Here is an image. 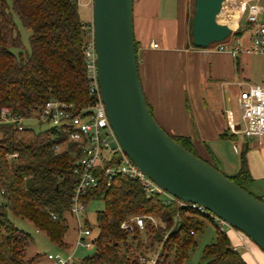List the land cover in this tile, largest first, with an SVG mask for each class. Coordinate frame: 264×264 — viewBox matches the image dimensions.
<instances>
[{
    "label": "trees",
    "instance_id": "1",
    "mask_svg": "<svg viewBox=\"0 0 264 264\" xmlns=\"http://www.w3.org/2000/svg\"><path fill=\"white\" fill-rule=\"evenodd\" d=\"M15 15L30 31L29 49L23 47ZM90 23L81 18L78 0H0V109L22 115L31 105L50 99L76 107L92 104L84 60ZM233 34L242 35L243 29ZM170 136L201 158L189 137ZM221 137L236 140L235 134ZM82 149V144L68 139L67 131L54 126L18 130L13 124L0 123V264H33L39 257L25 258L33 239L14 225L9 213L29 221L52 243L68 247L63 240L66 214L79 179L75 168ZM247 151V145L240 149L237 170L226 175L245 189L253 180ZM97 176L98 185L84 197L86 203L95 197L103 201L102 209L96 211V225L85 220L91 233L97 227L94 251L76 264H139L138 254L157 247V264H183L206 222L214 225L215 239L202 249L199 264H247L209 216L176 202L164 204L160 194H148L134 179L115 175L107 181ZM255 197L264 202L263 197ZM135 215H152L158 225L132 231L120 227L124 219Z\"/></svg>",
    "mask_w": 264,
    "mask_h": 264
},
{
    "label": "water",
    "instance_id": "2",
    "mask_svg": "<svg viewBox=\"0 0 264 264\" xmlns=\"http://www.w3.org/2000/svg\"><path fill=\"white\" fill-rule=\"evenodd\" d=\"M223 2L193 0L195 47L231 35L219 22ZM91 17L100 97L123 152L162 189L201 205L264 253V202L177 143L150 113L138 73L133 0H92Z\"/></svg>",
    "mask_w": 264,
    "mask_h": 264
},
{
    "label": "crops",
    "instance_id": "3",
    "mask_svg": "<svg viewBox=\"0 0 264 264\" xmlns=\"http://www.w3.org/2000/svg\"><path fill=\"white\" fill-rule=\"evenodd\" d=\"M192 19L191 0H133L138 73L146 102L168 134L189 137L197 154L212 162V155L223 157L217 143L229 140L221 135L235 134L237 139L241 127L221 86L231 76L233 55L213 50L212 44L195 47ZM260 156L264 177V148ZM248 167L252 175L249 161ZM227 235L236 250L244 248L240 254L247 264H264V253L254 243L240 241L237 230Z\"/></svg>",
    "mask_w": 264,
    "mask_h": 264
},
{
    "label": "built area",
    "instance_id": "4",
    "mask_svg": "<svg viewBox=\"0 0 264 264\" xmlns=\"http://www.w3.org/2000/svg\"><path fill=\"white\" fill-rule=\"evenodd\" d=\"M227 2V4H226ZM226 19L237 12L235 26L232 33L223 41L212 43L213 50L229 51L232 54H263L264 55V0H225ZM242 28V35H234L233 32ZM247 34L248 42L243 44L242 36ZM90 36L84 48V60L89 94L94 97L92 104L76 107L72 103L50 99L43 104L31 105L22 115H14L8 108L0 109V123L13 124L18 130L29 126L26 123H51L67 131L68 139L83 145L82 156L77 160L75 172L79 179L74 187L69 214L77 221V233L75 248H93L95 243L91 237V231L85 226L82 215L86 208V196L89 189L98 185V174L110 181L115 175H122L136 180L148 194H160L162 202L168 204L176 202L179 207H188L197 212L209 216L215 224L222 229L227 223L196 203L184 202L168 191L162 189L146 173L140 169L122 150L116 136L108 122L104 104L101 101L97 68L96 53L92 37V23H90ZM153 47H157L154 43ZM245 127L241 129L243 134L254 140L257 145H264V87L251 85L237 98ZM234 132V126L231 125ZM241 128V127H240ZM109 139H114L116 146L112 147ZM16 155V154H14ZM158 219L149 215H135L124 219L120 227L132 231L133 228L143 230L148 224L152 227L158 225ZM228 226V225H227ZM240 241H244L245 235L237 230ZM75 248L65 255L61 253H48L50 264H72ZM139 264H157L160 259V247L138 254Z\"/></svg>",
    "mask_w": 264,
    "mask_h": 264
},
{
    "label": "rangeland",
    "instance_id": "5",
    "mask_svg": "<svg viewBox=\"0 0 264 264\" xmlns=\"http://www.w3.org/2000/svg\"><path fill=\"white\" fill-rule=\"evenodd\" d=\"M193 3V0H191ZM230 2V0H228ZM79 3V13L84 21L91 22V10H92V0H78ZM227 4V2H226ZM226 5L225 9L221 11V23H226ZM17 26L20 31L21 40L23 47L29 49L28 37L30 31L27 30L19 21L18 17L14 16ZM264 20V16L262 17ZM243 44H247L248 37L247 34L242 36ZM215 44V43H214ZM232 65H231V76L225 81L221 82V86L226 89L225 92L229 94V101L231 106V112L233 118L240 124L241 128L238 132L237 139L234 140H222L217 143V147L221 151L222 158L215 156L212 163L216 165L222 173L225 175H232L238 168L239 164V152L240 149L247 145V159L252 165V177L253 180L246 184V190L250 191L255 196H261L264 199V177L263 167L260 156V149L263 146L257 145V143L246 137L241 129L245 127V122L242 117V111L239 108L237 97L245 90H247L251 85H260L264 87V55L263 54H246L243 52L232 54ZM29 128L35 130H42L51 127V123H26ZM109 143L112 147L116 146L114 139H109ZM257 169V170H256ZM103 201L102 199L95 197L86 204L85 211L82 215V219H86L91 225H96V211L102 209ZM14 225L29 233L32 237V242L25 249V258L29 259L35 254H39V257L34 261L33 264H50V260L47 258L48 253H61L65 255L67 252L72 251L75 248L76 233H77V221L75 217L71 216L69 213L66 214L67 229L64 234L63 240L67 244V248L59 247L58 245L52 243L48 237L37 231L34 226L27 220L20 217H16L13 214H8ZM152 216V215H149ZM154 217V216H153ZM156 218V217H155ZM158 219V218H157ZM226 233L235 230L230 226L224 225L222 228ZM97 227L94 226L92 229L91 237L96 235ZM143 236V239L149 238ZM196 246L189 251L188 257L185 259L183 264H199L202 249L206 244H209L215 239V227L210 222H206L205 228L202 232H199L195 236ZM247 243H253L247 236H245ZM258 248V247H257ZM239 253L245 251L242 247H237ZM94 248H84L83 246H77L74 251L73 263L76 264L78 261L91 254Z\"/></svg>",
    "mask_w": 264,
    "mask_h": 264
},
{
    "label": "bare ground",
    "instance_id": "6",
    "mask_svg": "<svg viewBox=\"0 0 264 264\" xmlns=\"http://www.w3.org/2000/svg\"><path fill=\"white\" fill-rule=\"evenodd\" d=\"M224 3H225V0H224V2L222 4V7H224ZM220 15H221V13L219 14V22L221 23ZM236 16H237V12H235L234 14H232L230 16V18L228 19V21H226L225 24H227L230 28H233L235 26V21H236L235 18H236Z\"/></svg>",
    "mask_w": 264,
    "mask_h": 264
}]
</instances>
